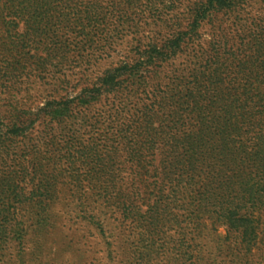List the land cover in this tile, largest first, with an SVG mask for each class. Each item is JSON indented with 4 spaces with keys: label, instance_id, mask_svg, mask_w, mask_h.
I'll return each instance as SVG.
<instances>
[{
    "label": "trees",
    "instance_id": "1",
    "mask_svg": "<svg viewBox=\"0 0 264 264\" xmlns=\"http://www.w3.org/2000/svg\"><path fill=\"white\" fill-rule=\"evenodd\" d=\"M254 2L264 0H0V27L9 32L7 19L18 21L32 44L58 54L73 47L82 57L77 40L87 31L102 34L104 48L111 46L109 32L137 43L131 64L103 72L97 87L72 99L61 94L70 80H59L54 101L35 113L22 98L43 85L33 69L23 64L5 72L15 98L0 106L6 114L0 112V150L7 149L0 151V209H10L0 211L2 233L22 241L16 208L43 210L54 198L56 180L38 160L39 144L31 143L34 127L51 132L66 126L74 109L86 117L105 107L133 177L103 166L104 203L120 229L131 227L138 247L156 239L166 245L173 232L183 254L202 264L195 242L210 222L226 227L231 252L230 260L209 264H249L258 240L264 250V20L247 30L236 16ZM70 34L78 39L69 42ZM180 58L183 67L169 70ZM6 121L12 138L1 131ZM42 141L49 147L51 140Z\"/></svg>",
    "mask_w": 264,
    "mask_h": 264
},
{
    "label": "rangeland",
    "instance_id": "2",
    "mask_svg": "<svg viewBox=\"0 0 264 264\" xmlns=\"http://www.w3.org/2000/svg\"><path fill=\"white\" fill-rule=\"evenodd\" d=\"M249 6L236 16L247 30L253 27L252 24L262 25L264 20V2H254ZM226 17L222 16L228 19ZM6 23L14 29L7 32L3 25L0 27V106H7L15 98L9 91L12 81L5 75L10 68L26 64L27 68L33 69V79L38 77L40 82L36 81L43 84L35 86L33 91L31 88L29 94L22 92V98H29L27 103L24 102L25 107L35 113L47 101H54L53 96H57L53 93L54 84L59 80H70L71 84L61 94L72 99L84 95L92 86L97 87L103 72L125 63L131 64L130 60L135 58L137 43L131 42L133 35L123 32H109L111 46L104 48L103 35L100 34L99 39L87 31L84 38L77 40L78 54L82 55L77 57L73 47L69 54H58L41 42L38 44V40L32 44L23 32L22 23L9 19ZM115 25L112 22L109 31L114 30ZM140 32L146 31L143 29ZM77 35L70 34L69 42L78 39ZM23 40L25 47L19 43ZM36 64H42L43 71L34 70ZM182 64L180 58L169 70L181 69ZM20 81L19 78L15 80L19 88L22 85ZM98 109L86 117L80 114L79 109H74L70 122L51 132L42 134L38 127H34L31 138L35 140L31 143L39 144L36 145L38 160L46 174L55 178L57 186L53 200L44 202L43 210L36 204L16 208L18 221L23 222L25 230L22 241L15 240L17 237L12 240L11 235L2 233L6 216H0V264H199L177 247V236L173 232H168L172 242L165 240L166 245L156 239L151 246H136L138 238L132 235L131 227L122 231L115 216L106 208L103 192L106 171L103 166L112 165L116 175L125 180L133 177L123 146L117 140V128L107 120L106 108ZM3 110L4 107H0L1 115L5 116ZM12 130L8 121L1 129L3 135L9 138L14 136ZM39 139H44L42 143L51 140L49 147L39 143ZM1 150L7 153V149L4 151L1 147ZM13 153L12 158H16V152ZM18 154L22 155V151ZM4 167L0 166V176H5ZM0 211L9 212V206L2 207ZM205 226L202 240L195 242L203 250L202 264H209L211 259L216 263L230 260L231 245L225 242L226 227H215L210 222ZM259 232L264 237V227H260ZM254 246L251 247L252 256L246 261L249 264H264L260 240ZM134 250L139 252L135 257Z\"/></svg>",
    "mask_w": 264,
    "mask_h": 264
}]
</instances>
